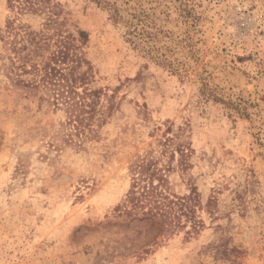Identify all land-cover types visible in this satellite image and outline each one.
<instances>
[{
	"label": "rangeland",
	"instance_id": "rangeland-1",
	"mask_svg": "<svg viewBox=\"0 0 264 264\" xmlns=\"http://www.w3.org/2000/svg\"><path fill=\"white\" fill-rule=\"evenodd\" d=\"M113 1L54 0L88 34L72 56L113 94L80 143L64 140L63 107L8 78L0 41V264H264V0H130L165 31L147 49L112 22ZM14 17L41 22L0 0V29ZM141 157L171 166L176 195L195 187L197 222L126 213ZM221 242L243 252L216 257Z\"/></svg>",
	"mask_w": 264,
	"mask_h": 264
},
{
	"label": "trees",
	"instance_id": "trees-1",
	"mask_svg": "<svg viewBox=\"0 0 264 264\" xmlns=\"http://www.w3.org/2000/svg\"><path fill=\"white\" fill-rule=\"evenodd\" d=\"M101 3L100 0H95ZM130 0L125 3L129 4ZM16 16L36 15L41 22L38 29L7 19L5 29H0V41L5 53L6 74L15 84L34 90L40 101H46L54 109L64 108L67 126L64 140L80 143L94 132L93 125L105 122L113 108V94L94 86L93 66L87 58H74L72 52L87 42V32L76 28L70 31L59 4L54 0H6ZM113 2H103L114 24L125 28V35L134 46L147 49L158 33L164 32L152 20L153 15L143 8L129 4L119 8ZM149 50V49H148ZM165 63L166 58L158 56ZM103 100L108 104L103 105ZM181 164L183 162H180ZM131 183L127 191L126 213L139 212L142 219L162 225L165 230L175 228V220L184 216L187 221L197 222L195 205L198 202L194 186L186 195H176L169 188L168 173L171 166L163 169L152 158L141 157L131 164ZM243 251L236 246L228 248L218 243L215 256L229 258Z\"/></svg>",
	"mask_w": 264,
	"mask_h": 264
}]
</instances>
